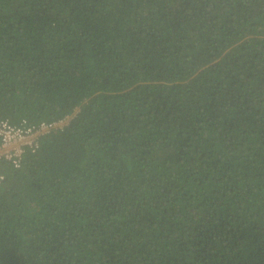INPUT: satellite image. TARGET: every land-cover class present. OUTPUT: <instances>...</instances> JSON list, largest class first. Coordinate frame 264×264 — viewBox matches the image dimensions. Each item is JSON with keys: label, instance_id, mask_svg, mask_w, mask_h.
Returning a JSON list of instances; mask_svg holds the SVG:
<instances>
[{"label": "trees", "instance_id": "1", "mask_svg": "<svg viewBox=\"0 0 264 264\" xmlns=\"http://www.w3.org/2000/svg\"><path fill=\"white\" fill-rule=\"evenodd\" d=\"M67 116L0 264H264V0H0V119Z\"/></svg>", "mask_w": 264, "mask_h": 264}, {"label": "built area", "instance_id": "2", "mask_svg": "<svg viewBox=\"0 0 264 264\" xmlns=\"http://www.w3.org/2000/svg\"><path fill=\"white\" fill-rule=\"evenodd\" d=\"M70 116L53 122L41 121L38 124L13 123L7 118L0 119V161L15 167L21 165L27 152L39 148V138L53 127L64 125ZM5 174L0 169V183Z\"/></svg>", "mask_w": 264, "mask_h": 264}]
</instances>
